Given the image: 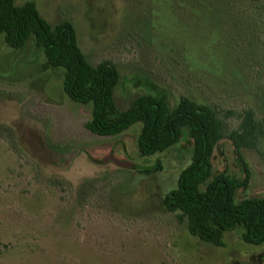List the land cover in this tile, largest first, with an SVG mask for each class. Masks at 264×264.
Masks as SVG:
<instances>
[{
	"label": "rangeland",
	"instance_id": "rangeland-1",
	"mask_svg": "<svg viewBox=\"0 0 264 264\" xmlns=\"http://www.w3.org/2000/svg\"><path fill=\"white\" fill-rule=\"evenodd\" d=\"M26 1L52 25L70 21L91 63L117 67L120 110L141 94L164 95L171 106L187 96L218 111L227 133L246 109L264 130L263 56L248 46L244 11L181 0L15 3ZM63 74L33 37L14 49L0 36V264H264V243H245L241 227L221 245L204 242L162 205L190 161L186 131L152 156L138 152L140 122L114 136L93 134L85 127L90 106L67 97ZM241 153L249 182L236 199L262 196L264 135ZM212 165L244 177L228 138Z\"/></svg>",
	"mask_w": 264,
	"mask_h": 264
},
{
	"label": "trees",
	"instance_id": "trees-1",
	"mask_svg": "<svg viewBox=\"0 0 264 264\" xmlns=\"http://www.w3.org/2000/svg\"><path fill=\"white\" fill-rule=\"evenodd\" d=\"M181 1L179 6L190 7L193 3L212 12L219 7L233 10L236 12L233 15L244 11L251 17L246 21L250 32L248 46L259 51L258 57L263 58L257 63L264 64V0ZM0 36L14 49L24 47L33 37L49 64L64 69V93L72 101L90 106V119L85 127L91 133L114 136L140 122L138 152L141 156H152L176 144L186 131L193 144L190 161L180 171L176 187L164 195V208L184 218L188 232L204 242L221 245L226 231L241 227L245 243H264V194L236 199L237 190L246 188L249 182L241 150H256L264 135L253 110H244L237 127L228 133L218 111L187 96H180L171 106L164 95L141 94L131 100L128 108L120 110L114 98L120 81L117 67L107 60L91 63L79 46L73 24L68 20L50 24L33 1L17 5L15 0H0ZM224 138L233 143L243 179L225 170L213 171L212 156Z\"/></svg>",
	"mask_w": 264,
	"mask_h": 264
},
{
	"label": "water",
	"instance_id": "water-1",
	"mask_svg": "<svg viewBox=\"0 0 264 264\" xmlns=\"http://www.w3.org/2000/svg\"><path fill=\"white\" fill-rule=\"evenodd\" d=\"M111 160V161H113L116 165H118V166H122V167H131V164H128V163H126V162H122V161H120V160H117L116 158H114L113 156H108L106 159H104V161H106V160Z\"/></svg>",
	"mask_w": 264,
	"mask_h": 264
}]
</instances>
